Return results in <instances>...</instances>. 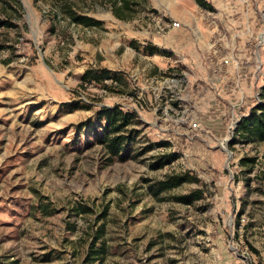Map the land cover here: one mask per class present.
<instances>
[{"label":"rangeland","instance_id":"1","mask_svg":"<svg viewBox=\"0 0 264 264\" xmlns=\"http://www.w3.org/2000/svg\"><path fill=\"white\" fill-rule=\"evenodd\" d=\"M18 1L0 0V264H264V143L236 135L262 104L261 9L134 0L121 21L115 0ZM205 5L226 24L219 58ZM67 7L102 27L71 23ZM171 20L183 28L161 33ZM89 70L119 83L82 84ZM116 107L136 116L124 160L99 142ZM169 177L186 182L159 193ZM98 232L103 252L86 262Z\"/></svg>","mask_w":264,"mask_h":264},{"label":"trees","instance_id":"2","mask_svg":"<svg viewBox=\"0 0 264 264\" xmlns=\"http://www.w3.org/2000/svg\"><path fill=\"white\" fill-rule=\"evenodd\" d=\"M15 3L20 5L18 0H13ZM202 3V2H201ZM137 3L134 0H115L113 4V13L115 17L121 21L131 20L135 14V8ZM204 8H209V5H205ZM66 14L68 15L71 23L82 26L85 28H101L102 22L97 21L93 18L79 15L72 10L71 7L66 8ZM82 84H97L104 83L105 81H113L114 83L119 80L117 77H113L110 71H95L89 70L82 77ZM117 83V84H118ZM105 88L109 89L108 85H104ZM261 100L262 104L255 107L252 111L250 118L243 119L236 131V135L241 137L245 143H264V88L261 91ZM104 118L107 122L105 127V133L102 138L99 139L101 145H103L106 155L109 160L115 158L124 160L126 157H123V153L127 143L131 140V134L134 132L129 131V128L132 126V120L136 118L135 114L126 113L121 108L116 107L112 110H106L104 113ZM175 157L170 156L167 160L160 165L155 167L161 168L171 164ZM253 159L242 160V164L248 166L249 163H254ZM245 166V165H242ZM186 182L182 177H169L167 180L160 182L159 184V193H163L175 188L180 187ZM202 198L201 191H196L190 196L181 197L179 200L183 204L190 205L194 201H198ZM43 213L46 215H51L54 213L52 209L48 206L42 209ZM74 211L83 217L92 214L93 209L86 206H76ZM108 214V207H105L102 213L99 215V218H105ZM70 229H76V225L73 223L70 225ZM102 238V232H98L97 236L94 238L93 243L87 254L86 262L96 261L100 256L102 250L96 249V244ZM103 247V246H102ZM104 250V249H103ZM14 264H18L17 262Z\"/></svg>","mask_w":264,"mask_h":264},{"label":"built area","instance_id":"3","mask_svg":"<svg viewBox=\"0 0 264 264\" xmlns=\"http://www.w3.org/2000/svg\"><path fill=\"white\" fill-rule=\"evenodd\" d=\"M237 4H238V7H241L243 11L246 10L247 13L250 12L251 10L256 9V8L261 9L259 11V15H260V17H262V19H264V0H262L261 2H258L257 0H238ZM201 8L204 9V11L203 10L201 11L203 14L202 13L201 14L204 16L203 17L204 25L205 26L207 25L206 27L208 29L206 32V35L204 34L203 37L209 38L210 36H212L210 38V40H211L210 44L211 45H210V48L207 52L211 55L212 58H214V57L219 58L220 57L219 55L222 54V48H221L219 41L224 39V35H222L221 33L223 32L222 31L223 29L225 30V28H224L226 26L225 21L221 22L218 20L216 21L215 19H210V17L212 15L209 12V8H204V7H201ZM248 23H249V21H248ZM248 25H250V24H248ZM183 26H184L183 23H181L179 21L171 20L170 22H165L163 25H161L160 32L167 35L170 31L182 29ZM221 26L223 27L222 29H221ZM263 37H264V34L262 36V39H263ZM201 41H203L202 38L198 39V43H201ZM231 55L234 56V51L231 53ZM236 67L237 66L235 65V68ZM106 83L107 84H113V81L109 80V81H106ZM104 92L106 93V90Z\"/></svg>","mask_w":264,"mask_h":264},{"label":"crops","instance_id":"4","mask_svg":"<svg viewBox=\"0 0 264 264\" xmlns=\"http://www.w3.org/2000/svg\"><path fill=\"white\" fill-rule=\"evenodd\" d=\"M222 5H223V4H222ZM227 6H228V5L226 4V7H227ZM235 7H236V9L238 8V4H237V3L235 4ZM248 21H249V20H248ZM253 22H254V21H252V23H253ZM199 25H200V23H198V26H199ZM211 37H212V36H210L209 39H210ZM202 42L204 43V41H201V43H202ZM201 43H200V44H201Z\"/></svg>","mask_w":264,"mask_h":264},{"label":"bare ground","instance_id":"5","mask_svg":"<svg viewBox=\"0 0 264 264\" xmlns=\"http://www.w3.org/2000/svg\"><path fill=\"white\" fill-rule=\"evenodd\" d=\"M223 149L229 154V157H231L230 153L228 152L227 148L223 145Z\"/></svg>","mask_w":264,"mask_h":264},{"label":"water","instance_id":"6","mask_svg":"<svg viewBox=\"0 0 264 264\" xmlns=\"http://www.w3.org/2000/svg\"><path fill=\"white\" fill-rule=\"evenodd\" d=\"M231 153V152H230Z\"/></svg>","mask_w":264,"mask_h":264}]
</instances>
